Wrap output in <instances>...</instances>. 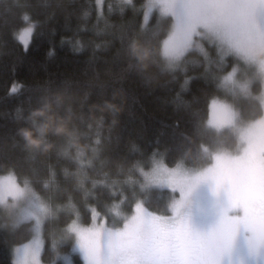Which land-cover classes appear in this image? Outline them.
Instances as JSON below:
<instances>
[{
  "label": "trees",
  "instance_id": "1",
  "mask_svg": "<svg viewBox=\"0 0 264 264\" xmlns=\"http://www.w3.org/2000/svg\"><path fill=\"white\" fill-rule=\"evenodd\" d=\"M124 6L122 0H0V175L11 172L53 208L42 224L45 237L86 208L106 212L121 198L124 208L145 195L153 210L162 206L169 189L143 184L142 169L153 158L202 167L214 152L237 146L235 135L206 125L216 83L232 58L193 47L170 62L161 44L171 17L152 13L142 25L138 11L120 12ZM27 23L34 30L25 49L15 34ZM259 90L254 81L252 92ZM236 108L243 122L262 115L251 98ZM31 235V221L12 225L1 207L0 264H13V248ZM68 253L80 261L61 249Z\"/></svg>",
  "mask_w": 264,
  "mask_h": 264
},
{
  "label": "snow or ice",
  "instance_id": "2",
  "mask_svg": "<svg viewBox=\"0 0 264 264\" xmlns=\"http://www.w3.org/2000/svg\"><path fill=\"white\" fill-rule=\"evenodd\" d=\"M250 2L162 0V10L177 21V31L166 43L179 39L180 18L173 11L179 4L185 17L184 27L189 31L192 25L187 21L194 16L199 18L197 22L208 25L212 38L202 45V50L219 51L223 45L227 60L228 52H243L249 40H264V33L257 32L255 23L242 15ZM136 5L137 0H125L120 12L138 11L140 23L147 25L151 20L150 6L137 8ZM22 18L26 20L27 16ZM33 30L28 25L15 34L25 49ZM76 44H80L79 37ZM201 180L210 181L218 197L217 213L206 229L193 227L185 212L191 206L193 188ZM166 184L170 199L162 206L157 204L154 210L147 195L134 197L127 208L121 198L118 206L106 212L94 206L86 208V215L77 213L58 234L50 233L48 237L37 220L35 234L22 248H17L18 259L13 264H55V258L65 248L78 252L83 264H224L225 258L229 264H235L230 258L238 233L243 237L242 252L247 264H264V170H259L249 182L242 160L218 157L204 172L191 178L169 176ZM177 190L178 198L172 195ZM46 253L51 257L48 260ZM65 264L73 261L65 258Z\"/></svg>",
  "mask_w": 264,
  "mask_h": 264
},
{
  "label": "rangeland",
  "instance_id": "3",
  "mask_svg": "<svg viewBox=\"0 0 264 264\" xmlns=\"http://www.w3.org/2000/svg\"><path fill=\"white\" fill-rule=\"evenodd\" d=\"M122 1L125 2V0ZM96 2L101 5L102 0H96ZM146 6H150V15L156 13L158 18L171 17L170 31L161 44V53L170 62L189 48L195 47L198 51L204 52L202 45L212 38L207 24L197 22L199 18L194 16L187 21L192 25L189 31L184 27L185 17L180 5L177 4L173 11L179 14L182 30L178 40L166 43L170 35L177 31V21L170 13L162 10V0H146ZM242 15L255 23L257 32L264 33V0H251L242 10ZM28 25L33 26L32 23H27L23 27ZM212 26L219 27L220 25L213 24ZM177 52L179 54H176ZM217 52L219 59L223 61L224 46L222 45ZM227 56L232 58V63L228 71L222 74L216 83L218 95L214 96L209 103L206 125L216 132H230L235 135L236 148L232 151L214 152L210 163L202 167H188L182 163L168 166L160 159L153 158L150 167L144 171L142 169L145 186L168 188L166 180L169 176L191 178L211 167L218 157L242 160L244 173L249 182L255 179L259 170H264V40L251 39L245 44L243 52L230 51ZM254 81L260 83V90L257 94L252 92ZM241 98L257 100L262 108V115L255 120L241 121L236 108V103ZM173 193L174 197H179L178 190ZM217 199V194L213 192L210 181L201 180L197 183L191 194V206L185 209L189 223L198 229H206L217 213ZM1 207L12 225L26 220L31 221V237L35 234L34 226L37 220L43 224L44 220L52 217L54 213L47 201L45 202L27 186L18 183L11 172L0 175V209ZM27 243L28 241L23 242L13 248V261L18 259L17 248H22ZM243 247V237L238 233L233 241L230 258L235 264H247V257L242 252ZM75 253L80 260L78 262L72 260L70 253L61 254L58 257L62 264H65V258L73 261V264H83L82 257L78 252ZM224 264H229L228 258H225Z\"/></svg>",
  "mask_w": 264,
  "mask_h": 264
},
{
  "label": "flooded vegetation",
  "instance_id": "4",
  "mask_svg": "<svg viewBox=\"0 0 264 264\" xmlns=\"http://www.w3.org/2000/svg\"><path fill=\"white\" fill-rule=\"evenodd\" d=\"M192 225V224H191ZM193 227H196V226H194V225H192ZM197 228V227H196ZM245 264V263H244Z\"/></svg>",
  "mask_w": 264,
  "mask_h": 264
}]
</instances>
